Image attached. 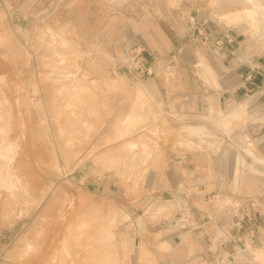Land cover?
I'll list each match as a JSON object with an SVG mask.
<instances>
[{
	"label": "rangeland",
	"instance_id": "1",
	"mask_svg": "<svg viewBox=\"0 0 264 264\" xmlns=\"http://www.w3.org/2000/svg\"><path fill=\"white\" fill-rule=\"evenodd\" d=\"M92 2L104 20H89ZM29 4L0 24V264H264V85L231 83L217 40L198 32L233 29L251 52L247 65L258 57L264 67V0ZM70 12L78 35L62 21ZM107 18L109 48L85 42L90 24ZM130 31L165 54L140 82L121 71L137 45ZM120 96L121 117L109 118ZM130 145L143 148L137 162ZM182 150L205 199L222 200L206 204L207 241L170 239L176 201L133 206ZM225 197L236 201L232 217ZM213 208L223 228L209 219Z\"/></svg>",
	"mask_w": 264,
	"mask_h": 264
},
{
	"label": "crops",
	"instance_id": "2",
	"mask_svg": "<svg viewBox=\"0 0 264 264\" xmlns=\"http://www.w3.org/2000/svg\"><path fill=\"white\" fill-rule=\"evenodd\" d=\"M20 1V2H19ZM30 0H0V24H14L15 21L20 20V16H24L28 12V6H30ZM21 7V9L19 8ZM89 8L92 9V12L90 14L91 19L90 21H93L97 18H104L103 15H96L95 17V10L93 9L94 7V2L89 3L88 5ZM27 9V10H26ZM97 9V7H96ZM204 16V13L201 17ZM200 17V18H201ZM62 21L64 24H66V28L70 27V31L74 35L77 34V30L79 29V21L80 18L77 19V16L74 15V13L70 12L67 13V16L63 15L62 16ZM66 18V19H64ZM205 18V17H204ZM138 20L141 19V17L137 18ZM202 19V18H201ZM104 20V19H103ZM109 18L105 19V21L96 24V25H91L88 27L89 29L86 30L87 34H85V42H94L96 40H100V42L105 43V47L108 46L109 48V37H108V30H109ZM206 20V19H205ZM118 22L121 21L120 18L117 19ZM92 23V22H91ZM69 26V27H68ZM119 31L117 34H119L121 31V26L118 27ZM211 27H208L206 24H204V31L207 35L206 37L200 36L201 40L208 41L211 39L212 41H222V45L219 47L220 50L222 51L223 56V61L227 62L229 65V69L232 73L231 78V83L233 84H238L239 86L242 87H260L264 85V67L263 64L261 63V59L258 57H254L250 59L249 65H247V60L248 57H252L250 50L248 47L245 45L241 44L242 41H240V38L238 33L234 31L231 28H224L221 31H209ZM129 36L127 38H130L133 43L132 44H139L143 46V50L139 53L136 58H134V52H137V49L134 48L131 50V54L129 56V53L126 54L125 51H123V55H127L128 58H130V61L125 62V58L123 62H121V71L123 74L128 75L130 71L132 72L130 75L133 76L131 78L132 81L135 82H140L144 81L148 78V74H151L154 72L155 74V67L157 63V58L163 57L162 55H165L164 53H161L155 49H151L146 40L140 35V33H137V31H130ZM133 36V37H132ZM129 39V40H130ZM126 47V46H125ZM166 52V51H165ZM161 54V55H160ZM126 57V58H127ZM134 58V59H133ZM155 58V59H153ZM242 58L243 61H239ZM132 59V60H131ZM137 63L140 64V68L137 67ZM131 69H129V68ZM148 70V73L146 71ZM146 73V74H145ZM248 73H250V77H247ZM144 76V77H143ZM114 103H117L115 107V110H113L114 115H109L108 117H116L117 118L121 117V96L120 98L117 97L116 99L112 100ZM199 113V112H198ZM103 116H106L103 115ZM197 153V152H196ZM197 157V164L201 165L202 164V159L204 155L202 153H197L193 154ZM170 168H167L166 170L162 171V173L156 174V176L152 177L151 181H156V187L154 186L152 189H148V194L145 196H141L139 199H135L134 205L135 206V211L141 212L144 208L145 205H147L150 201H153L155 198H164L167 199L168 201H176V203H181L183 205H190L198 207L200 211H202V215L206 216L205 213V207L206 204L213 203V202H206V196H205V180L201 173H199V169H197V173H194V170L191 168L193 163H190L191 161L193 162L192 159V154L187 152V150H182L179 153L174 152L171 155L170 158ZM190 163V164H189ZM194 165V164H193ZM200 170L203 171V167H200ZM157 171H160V169H157ZM192 171V173H190ZM152 172V171H151ZM154 172V171H153ZM159 174H165L162 177H158ZM197 174V175H195ZM196 192V193H195ZM113 194V193H112ZM115 194V193H114ZM131 194L127 195L130 196ZM197 196L200 197L198 198L199 201H193L191 198ZM147 199L143 203L142 199ZM202 198V199H201ZM209 198V197H208ZM214 204V203H213ZM215 206V205H214ZM208 210V209H207ZM209 212V219L212 220V224H215L216 227L218 226V222H221V217H219L217 211L213 208V210H208ZM200 220V219H198ZM202 220L197 222V224L192 228V229H182L178 225H175L173 222H170V225L173 227L174 230L170 233V239L172 241H182V236L181 235H196V234H201L202 229L204 230L205 224L208 222V220L205 222L204 219V226L200 225ZM227 221V219L225 220ZM210 222V221H209ZM206 230V229H205ZM206 235H214V232H208L204 231V234L202 233V236L207 241ZM138 237V236H137ZM210 237H208L209 239ZM210 240V239H209ZM177 242V243H178ZM209 245V244H208ZM126 250H129V246L127 245ZM207 259L213 258L215 254L213 252H209L208 250L203 254Z\"/></svg>",
	"mask_w": 264,
	"mask_h": 264
},
{
	"label": "built area",
	"instance_id": "3",
	"mask_svg": "<svg viewBox=\"0 0 264 264\" xmlns=\"http://www.w3.org/2000/svg\"><path fill=\"white\" fill-rule=\"evenodd\" d=\"M198 32H199V34H201L203 37H206V39H207V35L204 31V27H203V29L198 28ZM217 44L219 46H221L222 41H217ZM135 48L137 49V52H135L134 58H136V56H138L139 53L143 50V48L139 44H137ZM137 67L140 68L139 63H137ZM140 70H141V68H140ZM146 73H148V70L146 71ZM125 75H126V72H125ZM225 198L228 199V203H226L225 207L228 210V214L230 215L232 213L233 208L235 207L236 201L231 200L229 197H225ZM206 202H213L215 207H216L217 205L222 203V200L214 196L213 198L207 199ZM176 205H177V207H176L177 211L175 212L176 217H173L170 220V222H173L175 225H178L182 229H192L197 224V222L202 220L200 222L201 223L200 225L204 226L205 216L202 215V211H200L198 207L190 206V205H183L181 203H177ZM236 206H238V205H236ZM231 217H232V214H231ZM198 219H200V220H198ZM225 225H226V221L221 220V222H218L217 227L220 229V228H223ZM214 237L215 236L213 235V238ZM209 239L211 240V237Z\"/></svg>",
	"mask_w": 264,
	"mask_h": 264
},
{
	"label": "bare ground",
	"instance_id": "4",
	"mask_svg": "<svg viewBox=\"0 0 264 264\" xmlns=\"http://www.w3.org/2000/svg\"><path fill=\"white\" fill-rule=\"evenodd\" d=\"M138 116H140V120H138V123L141 124L142 122H144L145 114H139ZM129 147L136 154V157L133 160H134V162H137L139 160L140 151L143 148L142 147L138 148L135 145H130ZM134 162H133V164L135 165L136 163H134ZM159 209H163V207L160 206Z\"/></svg>",
	"mask_w": 264,
	"mask_h": 264
}]
</instances>
